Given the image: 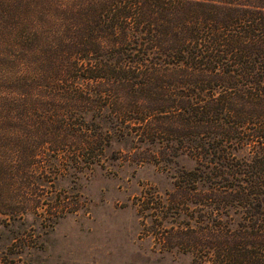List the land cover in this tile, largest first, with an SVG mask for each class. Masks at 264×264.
Wrapping results in <instances>:
<instances>
[{
    "label": "trees",
    "instance_id": "16d2710c",
    "mask_svg": "<svg viewBox=\"0 0 264 264\" xmlns=\"http://www.w3.org/2000/svg\"><path fill=\"white\" fill-rule=\"evenodd\" d=\"M121 126L195 160L158 206L190 221L162 240L264 264V0H0V225L42 207L45 166L98 163Z\"/></svg>",
    "mask_w": 264,
    "mask_h": 264
},
{
    "label": "rangeland",
    "instance_id": "374dc122",
    "mask_svg": "<svg viewBox=\"0 0 264 264\" xmlns=\"http://www.w3.org/2000/svg\"><path fill=\"white\" fill-rule=\"evenodd\" d=\"M135 132L121 126L104 133L108 142L92 166L74 171L63 161L34 176L43 192L42 207L0 225V259L13 264H207L162 240L168 227L190 221L192 206L180 215L176 208L158 207L174 206L170 194H175L178 171L191 169L195 160L164 153L170 147L166 140L149 144ZM142 191L154 194L151 203L139 201Z\"/></svg>",
    "mask_w": 264,
    "mask_h": 264
}]
</instances>
